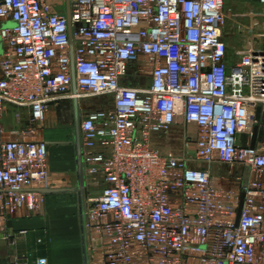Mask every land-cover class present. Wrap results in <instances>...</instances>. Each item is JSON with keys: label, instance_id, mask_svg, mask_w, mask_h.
<instances>
[{"label": "built area", "instance_id": "obj_1", "mask_svg": "<svg viewBox=\"0 0 264 264\" xmlns=\"http://www.w3.org/2000/svg\"><path fill=\"white\" fill-rule=\"evenodd\" d=\"M0 22L15 24L0 29V218L39 211L38 190L50 188L47 144L2 138L7 107L44 122L67 98L77 102L94 193L89 247L105 264H264V152L238 143L253 134L258 107L264 114V0H0ZM145 61L151 83L132 85ZM190 124L200 166L155 144ZM216 161L263 175L241 189L238 226V196L219 188Z\"/></svg>", "mask_w": 264, "mask_h": 264}, {"label": "crops", "instance_id": "obj_2", "mask_svg": "<svg viewBox=\"0 0 264 264\" xmlns=\"http://www.w3.org/2000/svg\"><path fill=\"white\" fill-rule=\"evenodd\" d=\"M234 58V53L228 50L227 62L231 64ZM149 63L147 61L143 64L135 65L134 70L146 71L145 76L140 80L133 78L131 83L136 85L143 83L149 85L151 79L149 76ZM51 103L45 121L48 124L54 118L53 110L54 104ZM8 106L4 115L9 108ZM72 112L70 114L73 129H75V141L73 147L69 144H62L58 146L52 145L54 140L66 139L67 133H64V129L58 131L44 130L43 134L37 135L34 130L31 133L26 131L22 133V130L8 129L4 124L3 139H17L24 138L36 141H44L47 144L48 149V168L49 170H57L62 176L67 174L68 170L65 166L67 157L75 152V171L77 172L78 184H79V166H78V152H77V129L75 124V112L77 111L74 100H71ZM27 110V109H23ZM29 112V110H27ZM79 111V110H78ZM30 114V112H29ZM43 123V122H42ZM258 133L255 140V146L260 151L264 152V114H261L257 119ZM181 128V126H177ZM189 128L187 134L186 128ZM72 129V128H71ZM24 130V129H23ZM197 127L193 124L184 127V132L181 129L180 134L184 140H193L190 137H194ZM66 131V130H65ZM160 135L156 136V140ZM69 139V138H67ZM171 141V139H169ZM253 134L241 133L238 135V143L242 146L252 147ZM50 158V161H49ZM50 162V164H49ZM195 166L203 165L199 162L193 163ZM212 175L218 183L219 188L231 190L235 197L238 196L240 200L242 187L252 183L256 180L263 179V175L252 171L246 166H238L235 169H231L228 165L222 162H214L209 165ZM69 176H66L68 179ZM67 182V181H66ZM66 182L63 181L53 188H67V191L52 192L44 194V202L42 208L36 212H30L25 208H20L14 213L6 215L4 218H0V264H9L13 257H18L21 260H28L30 264H36V260L39 258H46L47 264H85V253L83 250V227L81 221V196L79 192L71 191L72 187H64ZM68 183V182H67ZM76 192V194H75ZM236 195V196H235ZM92 196V195H91ZM88 199V198H87ZM88 203L85 199V208ZM24 231V234L21 232ZM18 237V238H16ZM89 249L90 264H105V260L101 254L96 253L94 250Z\"/></svg>", "mask_w": 264, "mask_h": 264}, {"label": "rangeland", "instance_id": "obj_3", "mask_svg": "<svg viewBox=\"0 0 264 264\" xmlns=\"http://www.w3.org/2000/svg\"><path fill=\"white\" fill-rule=\"evenodd\" d=\"M239 10H249L251 6L248 4L242 3V2H234L233 3ZM62 12L65 11V9L61 10ZM248 20H245V23H247ZM231 21L229 22L228 26L226 25V29L230 27ZM236 30V29H235ZM240 36L236 33H231V35L227 36V40L230 44L229 50L230 52L234 53L235 50L240 45ZM53 103V102H52ZM91 103L93 104L92 108L100 107L104 105V99H92ZM50 106H52L50 104ZM55 110L54 112V118L53 120L48 124V121L42 122H34L30 118V114L27 110H23L21 108L12 107L9 108L6 114L4 115V124L8 129H15V130H22L21 132L24 133L27 131V129H34L36 131L37 135L43 134L44 130H52V131H58L64 129V133H67V138L69 139H58L54 140L52 142V145L58 146L62 144H69L71 145V148L73 147L74 139H75V129H73L74 124L71 122V100L67 98L60 99L57 101L56 104H54ZM50 108V107H49ZM72 128V129H71ZM24 129V130H23ZM181 129L184 132V126H181V128L174 127L170 132L162 133L160 134V137L155 140V144L161 148L164 152L174 151L176 154L186 153L189 158H191L192 162L196 163L197 157L195 155V142L193 140H184L182 135L180 134ZM66 130V131H65ZM189 128L187 127L185 132L187 134H191V132H188ZM25 134V133H24ZM31 140H36L34 138H31L33 136H28ZM171 139V141L169 140ZM29 140V139H28ZM71 155L68 156L65 161V166L67 167L68 172L64 176L60 174L57 170H49V177H50V187L57 186L56 184L61 183L62 181L66 185L64 187H69V184L72 185L74 188H78V175L75 171V152L73 154V151H71ZM50 161V158H49ZM50 164V162H49ZM66 176H69L68 179H66ZM87 190V188H86ZM77 192V191H76ZM75 192V194H76ZM89 192V194H88ZM86 194V203L88 205L91 202L87 201L88 195H94V193L91 192V190Z\"/></svg>", "mask_w": 264, "mask_h": 264}, {"label": "water", "instance_id": "obj_4", "mask_svg": "<svg viewBox=\"0 0 264 264\" xmlns=\"http://www.w3.org/2000/svg\"><path fill=\"white\" fill-rule=\"evenodd\" d=\"M69 9H68V16H69ZM70 17V16H69ZM15 24L12 22H0V29L2 28H6V27H13ZM72 42V40H71ZM2 42H1V38H0V54H2ZM72 57H73V44H72ZM76 104V108H77V102L75 101ZM262 112H261V107H258L257 110V116L256 118L259 119L261 116ZM75 124H76V129H77V152H78V166H79V185L78 188H71V191H77L80 193L81 196V221H82V227H83V242H84V246H83V250L85 253V264H90V257H89V249H88V234H87V229H86V216H85V199H86V194H87V190L85 188V179H84V171H83V160H82V146H81V137H80V117H79V113L78 111L75 112ZM258 133V126L256 125L254 127L253 130V141H252V147L255 146V140H256V136ZM67 188H43V189H39L38 191L46 194V193H52V192H63V191H67ZM244 204H245V192H243L241 194L240 200H239V206L237 209V216H236V226H238L239 224V220L240 217L242 215L243 212V208H244Z\"/></svg>", "mask_w": 264, "mask_h": 264}]
</instances>
